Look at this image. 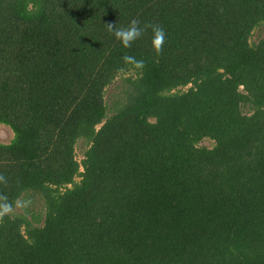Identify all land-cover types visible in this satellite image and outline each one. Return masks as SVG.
Here are the masks:
<instances>
[{"label":"trees","instance_id":"1","mask_svg":"<svg viewBox=\"0 0 264 264\" xmlns=\"http://www.w3.org/2000/svg\"><path fill=\"white\" fill-rule=\"evenodd\" d=\"M261 29L264 0H0V190L32 200L0 264H264Z\"/></svg>","mask_w":264,"mask_h":264},{"label":"clouds","instance_id":"2","mask_svg":"<svg viewBox=\"0 0 264 264\" xmlns=\"http://www.w3.org/2000/svg\"><path fill=\"white\" fill-rule=\"evenodd\" d=\"M109 33H111L117 42L123 48H131L132 44L140 39L147 29L152 30L151 47L156 57L163 55L164 44L166 41V32L159 24H145L141 27L139 19L133 18L127 27H117L115 22H109L107 25ZM124 65H130L137 70H143L146 67V62L142 59H137L135 56L125 54L122 57ZM158 62V61H157ZM9 184V179L3 173H0V185L5 188ZM32 205V200L25 198L23 194L17 195L14 199H10L9 195L0 190V224H3L5 218L11 219L17 210H27Z\"/></svg>","mask_w":264,"mask_h":264},{"label":"rangeland","instance_id":"3","mask_svg":"<svg viewBox=\"0 0 264 264\" xmlns=\"http://www.w3.org/2000/svg\"><path fill=\"white\" fill-rule=\"evenodd\" d=\"M263 32H264V29L257 30L254 33V37H253L252 41H257L259 39V37L263 34ZM119 85L120 84H117V90H116V84L111 86L107 90L106 101H107L109 108L113 107V103L117 99V96L120 97L121 90H120V88L118 89ZM13 138H14V135H13L12 131L8 127L1 125L0 126V143L1 144H10L11 141L13 140ZM204 145L212 147L213 143L210 141H206L204 143ZM83 152H84V148H83L82 144H80L76 150L77 159L79 162H82V160L84 159ZM20 211L21 210H17V213Z\"/></svg>","mask_w":264,"mask_h":264}]
</instances>
